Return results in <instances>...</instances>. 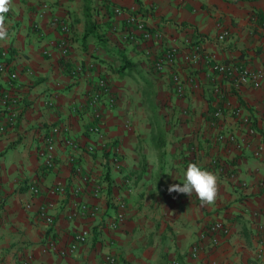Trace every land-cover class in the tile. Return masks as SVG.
<instances>
[{
	"label": "crops",
	"instance_id": "crops-1",
	"mask_svg": "<svg viewBox=\"0 0 264 264\" xmlns=\"http://www.w3.org/2000/svg\"><path fill=\"white\" fill-rule=\"evenodd\" d=\"M113 6L122 13L112 14ZM131 12L155 34L151 39L138 32L135 40L122 39ZM61 21L68 27L66 55L57 47ZM5 24L0 92L11 94L15 105L0 110V264H104L105 254L116 264H264V77L258 87L236 84L209 63L186 58L198 46L218 62L264 66V0H13ZM168 48L173 60L153 70V59ZM173 75L184 83L180 95ZM98 77L109 84L114 103L101 99L94 116L86 102ZM232 107L247 113L249 124L231 116ZM95 122L98 132H89ZM55 126L54 165L46 169L43 137ZM228 133L234 143L226 142ZM191 145L197 164L218 177L214 205L168 192L182 182ZM56 186L63 191L51 192ZM48 202L51 225L35 215ZM118 202L122 220L110 228ZM79 203L96 206L95 216L67 218ZM215 220L227 233L215 246L204 238L191 257L190 246ZM83 228L86 241L59 255ZM47 240L55 242L54 251L41 250Z\"/></svg>",
	"mask_w": 264,
	"mask_h": 264
},
{
	"label": "built area",
	"instance_id": "built-area-1",
	"mask_svg": "<svg viewBox=\"0 0 264 264\" xmlns=\"http://www.w3.org/2000/svg\"><path fill=\"white\" fill-rule=\"evenodd\" d=\"M112 14L118 15L122 13V10L120 7L113 6L111 8ZM112 30L115 29V25H112ZM59 30H60V36L57 42V47L59 48L61 54L66 55L68 52V44H67V33H68V27L64 22H59ZM138 32L140 34V37L144 40L151 39L153 35V32L147 29L144 20L142 17H140L137 13H127L124 17V31L121 33V37L124 40H135L134 39V33ZM227 35L226 30H221L217 34L218 40H223ZM174 50L171 48H168L163 51L161 56L156 57L153 59L152 62V68L155 71L161 70L163 66L170 63L174 58ZM213 56L209 54H204L201 52L198 48V46L192 47L191 50H189L186 54V58L193 63H206L210 65V68L217 72L218 74L225 76L230 81L236 83V84H249L252 87H258L261 83L262 78L264 77V66L255 69V70H248L246 67L235 64V63H222L213 60ZM6 65L3 62H0V73H3L5 71ZM79 67L74 68V72L79 70ZM10 78L14 77V74L11 73ZM172 83H173V89L174 92L178 95H180L183 92L184 83L183 81L177 76H172ZM91 92H89L88 99H87V108L90 110L92 115L97 116L99 115V105L102 100H104L108 106L113 105L114 103V97L111 92V88L109 84L106 82L104 78H96L95 82L91 85ZM102 99V100H101ZM15 105V99L11 94L0 92V110L1 108L5 109H11L12 106ZM229 114L233 117H236L240 120L243 124H249V116L248 114H243L241 110L238 107H232L229 110ZM213 117H217L220 115L219 109L215 110L212 113ZM8 121L12 123L14 120V114L10 111V114L6 118ZM99 126L98 123L95 122L93 125H90L87 130L89 132H98ZM4 130L3 123L0 121V131ZM59 131V128L57 126L50 127L48 133L43 137V149L40 153L41 156V162L42 166L46 169H50L54 165V136ZM219 139H222L221 136H218ZM225 140L228 143H234L235 138L234 135L231 133H228L225 135ZM64 143L69 145L73 149H78L79 144L74 141L71 138H65ZM88 151L92 150V147L87 146ZM263 150V146L259 145L257 146L256 150L254 151V154L257 155L260 153V151ZM195 146L191 145L188 148V154L189 159L188 163L190 162H196L195 159ZM110 161H112L113 165L117 167V158L115 155H112L110 158ZM211 163H215L214 159L210 160ZM188 165V164H187ZM84 179V178H83ZM80 189L79 187L75 188L73 190L74 193H76ZM27 190L30 192L31 195H36L38 193V189L33 185L29 184L27 185ZM62 192L63 188L60 186H56L53 189H51V192ZM98 191V187H94L92 190V194L96 195ZM0 203H1V196H0ZM30 203H25L24 208H29ZM117 211L115 212L114 221L109 222V227L114 228L119 224L122 220V202H118L116 204ZM51 207V203L46 204H39L36 207L35 215L36 217L43 221L46 225H51L53 223V217L49 213V208ZM77 208L79 211H70L67 213V218L74 217L77 212L85 213L89 217L95 216L97 212L96 206H86L85 204H78ZM228 231V226L224 224L221 221L215 220L211 222L203 232H201L198 236V239L190 246L189 248V255L191 257H196L200 247V242L204 240V238L208 239V242L211 246H215L218 242V236L220 234H226ZM88 236L87 229L83 228L76 232L73 236L69 244L67 245L66 249L58 250L57 253L59 255H64L67 251L74 250L77 245L83 244L86 241V238ZM56 249L55 242L52 240H47L41 247L42 251H54ZM256 256L259 258L261 256V249L259 248L257 250ZM102 262L104 264H116V259L112 254H105L102 258ZM19 264H27L26 260H21Z\"/></svg>",
	"mask_w": 264,
	"mask_h": 264
},
{
	"label": "clouds",
	"instance_id": "clouds-1",
	"mask_svg": "<svg viewBox=\"0 0 264 264\" xmlns=\"http://www.w3.org/2000/svg\"><path fill=\"white\" fill-rule=\"evenodd\" d=\"M12 5L13 0H0V42L6 41L9 37L5 19ZM219 191L217 175L194 162L188 163L186 170L182 171V182L168 188L169 194L175 192L189 198L195 196L202 207L214 205Z\"/></svg>",
	"mask_w": 264,
	"mask_h": 264
}]
</instances>
